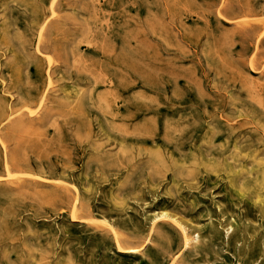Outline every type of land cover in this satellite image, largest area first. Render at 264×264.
I'll return each instance as SVG.
<instances>
[{
    "label": "rangeland",
    "instance_id": "rangeland-1",
    "mask_svg": "<svg viewBox=\"0 0 264 264\" xmlns=\"http://www.w3.org/2000/svg\"><path fill=\"white\" fill-rule=\"evenodd\" d=\"M0 264H264V0H0Z\"/></svg>",
    "mask_w": 264,
    "mask_h": 264
},
{
    "label": "bare ground",
    "instance_id": "bare-ground-1",
    "mask_svg": "<svg viewBox=\"0 0 264 264\" xmlns=\"http://www.w3.org/2000/svg\"><path fill=\"white\" fill-rule=\"evenodd\" d=\"M46 25V24H45ZM43 30V29H42ZM254 58V57H253ZM263 93V92H262ZM42 103V102H41ZM41 105V104H40ZM40 109V108H39ZM38 112V111H37ZM33 115V114H32ZM3 145V144H2ZM3 148H4V146H3ZM5 150V149H4ZM59 177V176H58ZM61 178H62V176H61ZM9 179V178H8ZM58 180V179H57ZM63 181V180H62ZM77 193V192H76ZM78 194V193H77ZM103 196V195H102ZM150 199H151V197H150ZM117 202V201H116ZM76 204H77V202H76ZM74 208V207H73ZM106 209V208H105ZM109 211V210H108ZM103 213V212H102ZM106 213V212H105ZM112 213V212H111ZM169 213H171V212H169ZM107 214H109V213H107ZM113 214V213H112ZM120 214V213H119ZM123 214V213H122ZM127 217V216H126ZM167 218H171V219H173L174 221L173 222H176V223H178L179 224V222L175 219V218H173V217H171L169 214H167V213H163V214H161V215H159L156 219H155V221L154 222H158V221H160V220H164V219H166L167 220ZM112 220V219H111ZM140 221V220H139ZM168 221H171V220H168ZM209 221V220H208ZM153 222V223H154ZM175 223V224H176ZM219 223V222H218ZM151 224V223H150ZM177 224V225H178ZM152 225V224H151ZM193 225V224H192ZM211 226H213V225H211ZM210 226V227H211ZM177 227V226H176ZM180 227V226H179ZM153 228V227H152ZM182 228V227H181ZM212 228V227H211ZM135 229V228H134ZM234 229V228H233ZM153 230V229H152ZM222 230V229H221ZM181 231V230H180ZM224 231V230H223ZM183 232L185 233V237H186V240H185V245H184V250L185 249H188V247H189V245H190V240H189V238L187 237V233H186V231L185 230H183ZM229 233V232H228ZM198 237V236H197ZM197 240V239H196ZM207 241V240H206ZM126 254H136V253H138L139 252V250L138 249H130V250H126V251H124ZM141 255V254H140ZM179 256V255H178ZM177 256V257H178ZM143 257V256H142ZM174 260V259H173Z\"/></svg>",
    "mask_w": 264,
    "mask_h": 264
}]
</instances>
